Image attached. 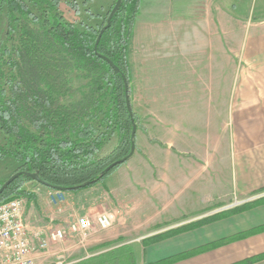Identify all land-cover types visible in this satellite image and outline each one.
I'll list each match as a JSON object with an SVG mask.
<instances>
[{
    "label": "crops",
    "instance_id": "1",
    "mask_svg": "<svg viewBox=\"0 0 264 264\" xmlns=\"http://www.w3.org/2000/svg\"><path fill=\"white\" fill-rule=\"evenodd\" d=\"M128 65L135 152L105 181L108 197L87 201L77 214L110 208L118 238L200 213L222 187L246 200L264 192V2L141 0ZM121 189L144 195L153 209L127 220L116 210ZM78 198L68 197V205ZM261 225L264 205L144 253L133 240L135 262L155 263ZM263 253L264 232L175 264H234Z\"/></svg>",
    "mask_w": 264,
    "mask_h": 264
},
{
    "label": "trees",
    "instance_id": "2",
    "mask_svg": "<svg viewBox=\"0 0 264 264\" xmlns=\"http://www.w3.org/2000/svg\"><path fill=\"white\" fill-rule=\"evenodd\" d=\"M59 1L0 0V161L14 160L19 164L16 173H22L0 195V203L22 197L29 202L34 199L22 189L32 182L25 174H36L39 184L51 191L90 188L120 166L107 170L129 154L134 140L130 138L132 125L123 77L130 95L128 50L141 0H121L97 44V54L112 62L118 73L94 52L100 29L65 21L58 9ZM75 72L86 75V91L77 100L67 102L75 92ZM132 115L137 127V117ZM92 124L118 135V145L106 157L95 158L106 133L94 136L97 130ZM259 205H264V196L241 209L222 211L182 228L192 230ZM263 232L261 225L147 264H175ZM177 233L181 230L146 237L142 243L146 248ZM91 251L98 253L72 264H135L133 247L123 238ZM261 260L264 254L237 264Z\"/></svg>",
    "mask_w": 264,
    "mask_h": 264
},
{
    "label": "rangeland",
    "instance_id": "3",
    "mask_svg": "<svg viewBox=\"0 0 264 264\" xmlns=\"http://www.w3.org/2000/svg\"><path fill=\"white\" fill-rule=\"evenodd\" d=\"M261 1L262 3L264 2V0H257V4L261 3ZM114 3H115V0H60L58 9L61 15L63 16V18L65 19V21L69 23H74L76 25H79V24L82 26L87 25L89 27L100 29L101 31V29H103L106 26V22L108 19L107 15H109L108 12L110 11ZM85 77L86 75L82 72L73 73L72 80H73V87L75 89V92L73 96L67 99V102L77 100L80 97V95L84 91H86V84L88 80ZM92 125L97 130V132L93 134L94 136L98 135L99 133L105 132V130L98 128L97 125H94V124ZM105 133H106L105 136L101 138L102 147L95 154V158L106 157L109 153H111V151L119 143L118 135L116 134L110 135L109 132H105ZM130 138H131V131H130ZM133 139L134 140L132 141V143H134L135 145V137ZM18 167H19V164L12 159L7 158V159L0 161V184L1 183L3 184L9 177L15 174ZM117 169L118 168H116L113 171V173ZM112 174H110L109 176H111ZM108 177L105 178V180H103L102 182L90 188H87L84 190L70 191V192H65V193L63 192L59 196V202L57 204L52 203L49 197V193L51 192V190L33 181L25 183L22 189L26 191L27 193L33 195L34 197V199L30 202L27 201L26 198L22 197L26 199V201L28 202L25 213L31 215V219H29L28 221L29 231L34 232V231H38L41 229L45 231L46 233H48L51 229L55 227L63 226L69 222H73L78 217H81V215L77 214V210L81 207L87 208V206L90 205V203L88 204L87 201L88 202L92 201L95 204L96 203L99 204L102 200L101 197L102 198L108 197L104 193L106 191L105 181H107ZM109 183L110 182H108V185ZM220 190L221 191L219 192L220 194L218 196L219 200L209 203V205L205 207V210L201 211L200 213H196L193 216L192 214H189L188 216H184L183 218L177 221H174V222L161 221L160 223L152 225L149 229L145 228L146 230H148L146 232H143V233L139 232L136 234L126 233V236L124 237L116 238L118 236V232H117L118 228L121 227L120 224L118 225L116 223V219H114L116 218L115 216H117L116 212H113L108 207H107V210L105 211H100V212L94 211L92 212V215L88 217L94 218L98 214H102V213L111 214L113 217V224L111 225V227L104 231L93 229L92 231H90V233L86 237L73 235L71 237H67L64 242L57 243V244L50 243L48 247V251L45 254L34 256V264H55L58 262V258L60 256L64 257L63 259L65 261V264H72V263L77 262L78 260L91 256L92 254L98 253V252L91 251V249L105 242L116 243L119 238H123L125 243L127 242L132 245L131 242L133 240H138L141 246H143L142 239L146 237H151L156 234L166 233L172 230L173 231L181 230V233L179 234L177 233L174 236L167 237V238H172L182 233L197 230L203 226H208L209 224H212V223L202 225L201 227H198L192 230H187V231L183 230L184 228H182V226L184 225L196 222L200 219L209 217L212 214L214 215L222 211H230V210L239 209V208L241 209L244 205L255 202L257 199L264 196V192L253 193L252 195L248 196V197H251V199L246 200V199L238 198L239 197L238 195L234 196V193H232V195L231 194L229 195V192L223 189V187ZM118 194L120 195L119 197H124V199L121 202L118 201L116 210L119 214H123L124 217H126L127 220L129 221L131 220L133 221L134 219H137V217H139L140 214H145L149 210L153 209L154 204L152 205V203L151 202L149 203L148 200L145 201L144 199H142V197H145V196L141 195L140 193L134 194L133 191H127L126 189L125 190L121 189ZM68 197H79L78 202L76 204L68 205ZM242 211L232 213L231 215L237 214ZM126 224L129 227H132L134 225V222L129 223V224L126 223ZM105 234L108 236L104 237ZM111 235L113 236L114 239L110 240V237H112ZM218 241H215V242H218ZM215 242H211L203 246H206V245H209ZM203 246H200L193 250L199 249ZM193 250H190V251H193ZM144 252H145V247L143 246V253ZM203 253H206V252H203ZM199 254H202V253H199ZM263 254H260V255H263ZM260 255H257V256H260ZM257 256H253V257H257ZM243 261L244 260L240 262H243ZM240 262H237V263H240ZM237 263H234V264H237Z\"/></svg>",
    "mask_w": 264,
    "mask_h": 264
},
{
    "label": "built area",
    "instance_id": "4",
    "mask_svg": "<svg viewBox=\"0 0 264 264\" xmlns=\"http://www.w3.org/2000/svg\"><path fill=\"white\" fill-rule=\"evenodd\" d=\"M62 192L51 191L52 203L59 202ZM27 201L15 198L0 203V264H34V256L45 254L49 244L64 242L73 235L86 237L93 229L104 231L113 224L111 214L102 213L94 218L81 216L73 222L51 229L29 231L30 214H26ZM63 256L55 264H65Z\"/></svg>",
    "mask_w": 264,
    "mask_h": 264
},
{
    "label": "water",
    "instance_id": "5",
    "mask_svg": "<svg viewBox=\"0 0 264 264\" xmlns=\"http://www.w3.org/2000/svg\"><path fill=\"white\" fill-rule=\"evenodd\" d=\"M120 1L121 0H116V2H115V4H114V6H113V8H112V10H111V12H110V14H109V16H108V19H107V22H106V26L103 28V29H101V31L99 32V34H98V37H97V40H96V43H95V46H94V52H95V54L99 57V58H101L102 60H104L116 73H118L119 72V70L113 65V63L112 62H110L107 58H105V57H103V56H101V55H99V54H97V52H96V49H97V44H98V42H99V40H100V38H101V36H102V34H103V32H104V30H105V28H107L108 26H109V22H110V19H111V17H112V15H113V13L117 10V8H118V6H119V4H120ZM123 85H124V95H125V103H126V108H127V110H128V112H129V117H130V121H131V125H132V130H131V138L133 139L134 137H135V135H136V125H135V123H134V121H133V115H132V111H131V105H130V100H129V92H128V83H127V81H126V79L123 77ZM134 151H135V145H134V143H132L131 144V146H130V153H129V155L128 156H126L125 158H123L122 160H120V161H116V162H114L113 164H111L108 168H107V170H110V169H112V168H114L115 166H119V165H121V164H123V163H125L126 161H128L131 157H132V155H133V153H134ZM22 173L21 172H18V173H15V174H13L11 177H9L2 185H1V187H0V195L4 192V190L13 182V181H15L18 177H20V175H21ZM25 176H27L31 181H33V182H36V183H40V181H39V178H38V176L36 175V174H25ZM43 186L44 187H46V188H48V186L47 185H44L43 184ZM55 191H59V190H55ZM60 192V191H59Z\"/></svg>",
    "mask_w": 264,
    "mask_h": 264
}]
</instances>
